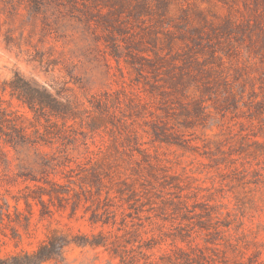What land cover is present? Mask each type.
I'll use <instances>...</instances> for the list:
<instances>
[{
    "label": "rangeland",
    "instance_id": "rangeland-1",
    "mask_svg": "<svg viewBox=\"0 0 264 264\" xmlns=\"http://www.w3.org/2000/svg\"><path fill=\"white\" fill-rule=\"evenodd\" d=\"M0 100L34 142L0 138V258L264 264V0H0Z\"/></svg>",
    "mask_w": 264,
    "mask_h": 264
},
{
    "label": "trees",
    "instance_id": "trees-1",
    "mask_svg": "<svg viewBox=\"0 0 264 264\" xmlns=\"http://www.w3.org/2000/svg\"><path fill=\"white\" fill-rule=\"evenodd\" d=\"M10 95L16 97L22 103L28 106V108L35 114L44 115L49 113L53 116H58L61 119L67 118V114L73 115V111L66 106H63L55 98L51 97L45 92V89L38 88L31 85L29 82L23 80L21 77L15 76L12 81L7 84ZM6 86L2 88L5 91ZM19 117H16L12 112L2 106L0 100V138L2 137L5 145L12 149H17L19 146L31 145L34 142L30 140V135L26 133V128L18 122ZM36 132V131H35ZM34 132V133H35ZM29 178H25L27 180ZM31 181H35L30 179ZM29 193L23 196L26 206H30L29 199H37L41 206L48 210L46 203L43 201L42 196H31L33 192L28 186L25 187ZM43 214V213H42ZM3 213L0 211V216ZM67 242L62 237H56L51 235L46 240L41 242L38 249L34 252H21L10 254L6 257L0 258V264H43L50 262L58 257L63 248L67 246ZM93 246L105 247V242H96L90 244ZM114 254L118 255L117 252Z\"/></svg>",
    "mask_w": 264,
    "mask_h": 264
}]
</instances>
